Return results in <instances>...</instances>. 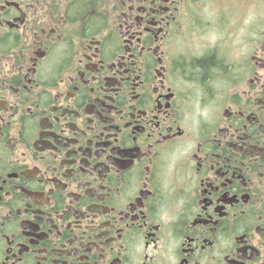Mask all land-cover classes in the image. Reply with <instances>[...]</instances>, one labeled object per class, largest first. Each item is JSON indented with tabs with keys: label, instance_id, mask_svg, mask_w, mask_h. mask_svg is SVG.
<instances>
[{
	"label": "flooded vegetation",
	"instance_id": "flooded-vegetation-1",
	"mask_svg": "<svg viewBox=\"0 0 264 264\" xmlns=\"http://www.w3.org/2000/svg\"><path fill=\"white\" fill-rule=\"evenodd\" d=\"M0 264H264V0H0Z\"/></svg>",
	"mask_w": 264,
	"mask_h": 264
}]
</instances>
